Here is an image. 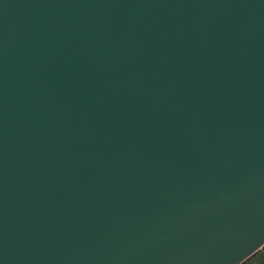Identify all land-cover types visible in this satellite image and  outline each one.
Instances as JSON below:
<instances>
[{"label":"water","instance_id":"1","mask_svg":"<svg viewBox=\"0 0 264 264\" xmlns=\"http://www.w3.org/2000/svg\"><path fill=\"white\" fill-rule=\"evenodd\" d=\"M262 246L264 0H0V264Z\"/></svg>","mask_w":264,"mask_h":264},{"label":"rangeland","instance_id":"2","mask_svg":"<svg viewBox=\"0 0 264 264\" xmlns=\"http://www.w3.org/2000/svg\"><path fill=\"white\" fill-rule=\"evenodd\" d=\"M262 252H260V254L262 253L261 255L264 254V250ZM260 254L253 257L250 261H248L247 264H264V257H263L264 255L262 256V258L261 257L259 258Z\"/></svg>","mask_w":264,"mask_h":264}]
</instances>
